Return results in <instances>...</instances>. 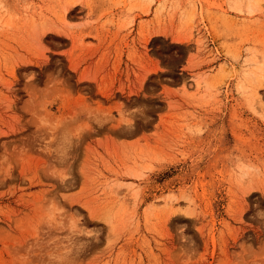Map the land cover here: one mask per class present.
Masks as SVG:
<instances>
[{"label":"rangeland","instance_id":"374dc122","mask_svg":"<svg viewBox=\"0 0 264 264\" xmlns=\"http://www.w3.org/2000/svg\"><path fill=\"white\" fill-rule=\"evenodd\" d=\"M0 264H264V0H0Z\"/></svg>","mask_w":264,"mask_h":264},{"label":"bare ground","instance_id":"6f19581e","mask_svg":"<svg viewBox=\"0 0 264 264\" xmlns=\"http://www.w3.org/2000/svg\"><path fill=\"white\" fill-rule=\"evenodd\" d=\"M128 189V188H127ZM168 201H170V200H167V204H169V205H173V202L172 201H170V202H168Z\"/></svg>","mask_w":264,"mask_h":264}]
</instances>
